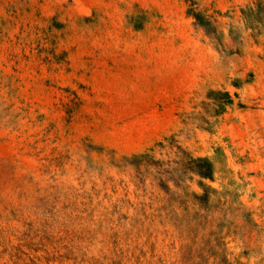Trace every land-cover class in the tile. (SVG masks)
<instances>
[{"label": "rangeland", "instance_id": "obj_1", "mask_svg": "<svg viewBox=\"0 0 264 264\" xmlns=\"http://www.w3.org/2000/svg\"><path fill=\"white\" fill-rule=\"evenodd\" d=\"M28 254L264 264V0H0V264Z\"/></svg>", "mask_w": 264, "mask_h": 264}, {"label": "trees", "instance_id": "obj_2", "mask_svg": "<svg viewBox=\"0 0 264 264\" xmlns=\"http://www.w3.org/2000/svg\"><path fill=\"white\" fill-rule=\"evenodd\" d=\"M201 162H205L204 160H197L194 161V163H201ZM208 164V163H207ZM208 167V166H207ZM198 175H200L201 177H206L208 178L210 176V173H208V168L205 169L204 171H196ZM24 257L22 259L18 258L17 262H21V264H42V258L41 257H37V256H31L30 254L28 255H23ZM24 261V262H23ZM17 264V263H15Z\"/></svg>", "mask_w": 264, "mask_h": 264}]
</instances>
